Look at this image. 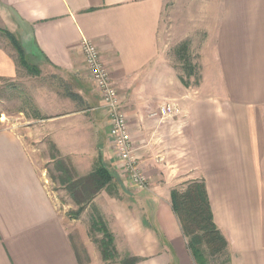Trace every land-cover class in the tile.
<instances>
[{
  "label": "crops",
  "instance_id": "crops-1",
  "mask_svg": "<svg viewBox=\"0 0 264 264\" xmlns=\"http://www.w3.org/2000/svg\"><path fill=\"white\" fill-rule=\"evenodd\" d=\"M0 26L40 57V67L59 75L67 87L62 98L46 96L57 102L55 106L40 103L41 91L32 96L42 115L46 111L43 116L60 124L45 133L57 150L69 155L75 171L83 165L68 146L90 145L85 122L74 128L70 119L85 109L63 108L73 99L85 106L93 92L101 101L81 39L96 45L118 96L131 101L132 109L140 86L155 85L161 93L185 92L180 100L185 115L180 120L169 119L163 126L135 115L142 135L140 153L155 140L163 139L164 148L180 147V167L188 165L194 178L205 182L212 218L228 242L230 264H264V0H0ZM200 33L204 38L198 86L193 92L184 88L171 69L168 76L171 72L174 79L166 82V40L178 42ZM16 59L14 51L0 47V78L16 79ZM88 83L91 92L84 88ZM24 133L14 125L0 128V264H108L86 231L56 210L47 179L38 173L35 149ZM63 139H68L67 146ZM95 144V163L81 173L96 167L98 154L106 164L104 145ZM169 192L163 203L148 200L139 207L115 204L110 195L103 198L108 205L102 204L97 199L103 196H94L113 236L115 258L120 245L128 252L120 264L131 257L138 258L134 264H194ZM74 243L83 246L87 262Z\"/></svg>",
  "mask_w": 264,
  "mask_h": 264
},
{
  "label": "rangeland",
  "instance_id": "rangeland-1",
  "mask_svg": "<svg viewBox=\"0 0 264 264\" xmlns=\"http://www.w3.org/2000/svg\"><path fill=\"white\" fill-rule=\"evenodd\" d=\"M5 30L6 28L0 26V47H4L6 49L14 51V54L16 56L17 53L12 47L11 43H9L10 41L4 33ZM15 38L23 50L26 63L32 65L35 70L27 69L24 66L18 65V75L16 79L0 78V128L14 125L16 127V130L20 132L24 131V134H28L29 137L27 138L31 140V147L35 149V160H37L38 163V173H40L42 178L47 179L45 185L47 190L53 196L56 210L59 212V214H65L68 219L67 222H72L73 225L78 226L80 230H83L84 232L86 231V236H88L91 242L95 246H97V243L94 240L99 239L101 235H99L100 233L98 232H92L90 230L89 222L91 207H86L80 214L76 215V209L78 208V205L74 203L72 198L69 196L65 186L62 185L61 181L59 180V177L64 176V174L59 173L56 169L57 167L54 165V161L55 159H57V157H61L58 159L72 160L69 155L63 154L59 150L56 153V151L50 147V145L54 143L53 138L50 136V134L45 133L46 131L49 132L52 129L55 131V128L59 127L60 124H55L53 123L54 121H52L51 118L49 119L46 116H43L44 114H46V111L43 112V115L42 112L39 111L40 115L43 116L42 119L36 118L33 115V111L30 109V107L26 108L23 99L30 98L35 104L32 93L41 91L39 93H41L42 96L41 98L38 97L40 103L47 105V107L50 104H54L55 106L57 102H54L52 100L47 101L46 96L50 97V95L55 94L59 98H62L66 95L68 89L61 83L62 80L59 75L53 76L45 69H42L40 67V57L33 54L31 55L28 48L22 44L19 38ZM203 38L204 36L202 35V33H200L197 36H194L192 38H184L178 42H175V39L172 37H169L166 40V82L174 79V75H180L185 80H189L190 86L188 87L190 89L187 88L189 89V91L197 87V85H194V82L196 81V75L190 78L186 75L187 71L185 69V63L182 59L179 58V56H177L175 48L177 47V45H179V43L187 41L189 44V61L195 64H199V47ZM170 69L174 73V75L170 72V76H168V72ZM201 73L202 69L198 71V74L202 76ZM84 88L87 90V92H89L90 90L92 91V87H90V84H85ZM157 88V86L150 84H148V86H140L139 89H137L138 91L133 94V101H136V105L134 104L133 109L131 108L133 107L131 101H125L123 99H120V97L118 96L120 101L119 104L122 106V111L125 113L128 122L129 132L133 144V153L134 156H136V163L138 165L137 168L140 169V171L146 178V186L142 189L136 188L132 186L130 182H128L129 179L127 173L125 172V169L122 168L121 163L116 156L117 151L114 147V144L112 143L113 140L111 139L112 144H110V141L107 139L108 137H106L105 129L107 128L106 124L108 123L107 115L105 110L101 107V101L99 104L97 98L98 96L94 94L95 92L91 93L90 95L92 101L85 104V106L83 104H80L77 100L73 99L72 102L68 103V106H65L63 108L67 109L68 107L69 109L75 106L77 108L85 109V112H81L76 115V117H72L70 119L73 121L74 128L77 127V124L81 125V121H84L86 128L85 131H88L85 133V138L89 141V148H77V146L75 145L76 143L74 142L72 146L70 145L71 147L68 146V151L73 152L75 154V157L80 160L83 165L80 171L76 170L78 175H86L87 172L81 173V171L88 169L91 170V168L93 167L95 163V158L93 157L94 152L98 151L97 145L95 143L100 141L101 144L104 145L103 149L105 151V154L107 155L106 157H108L106 164L109 167V170H111V172L114 174V179L107 187L108 189H103L98 194H96V197L103 196L97 199L100 200L102 204L106 203L108 205V200L103 202V198H107L108 195L113 197L112 199L114 200L113 202L115 204H120L123 206L133 207L137 205V207H139L141 204L144 205L145 203H147L148 200H150L152 204H155L157 202L159 203V201L163 203L162 201L164 198H166L167 192L172 188H180L187 181L200 179L194 178L196 173L193 169L189 168L188 165L180 167V147L170 145L164 148L163 146L165 145V142L163 141V139L159 142L155 140L156 142L154 141L150 144L153 145L152 147L144 150V153H140L142 150L140 146L142 144V135H139L140 129H138L139 126L136 122L135 115H144L152 124H155L156 120H158V122L161 124L169 119L180 120L181 118H184L183 116L185 115L184 107L180 103V100L184 96L185 92H180L181 96L179 97L180 93L177 89H172L171 92L161 93ZM193 91L194 90H192V92ZM162 95H168V97L166 96L165 98H161L163 97ZM144 97H146L147 99H143ZM165 102L176 103L180 109L178 115L173 118L161 116L158 113V107ZM35 107L37 108L36 104ZM138 107H141L142 109H137ZM50 109H52V107H50ZM92 124H94L95 128H89L88 125ZM166 124L167 123L163 124V126ZM56 133H58V131H56ZM57 135H59V133ZM66 140L63 139V145L65 146H67L66 144H68V141ZM51 157H54L55 159L53 158L54 160H52L50 159ZM100 193H102L103 195H100ZM92 203L95 204L94 199ZM118 248H120V254L118 253V257L115 259H109L110 262L108 264H120L119 260L127 256L126 254L128 252H125L122 245H120ZM74 249L77 251L81 260L83 262H87L88 257L83 246L78 243H74ZM220 261L221 259H218V261L211 260L210 264H218L220 263Z\"/></svg>",
  "mask_w": 264,
  "mask_h": 264
},
{
  "label": "trees",
  "instance_id": "trees-1",
  "mask_svg": "<svg viewBox=\"0 0 264 264\" xmlns=\"http://www.w3.org/2000/svg\"><path fill=\"white\" fill-rule=\"evenodd\" d=\"M6 37L9 39L12 47L17 53V64L26 67L27 69H34L32 65L26 63L23 50L16 40L15 36L8 30L4 31ZM189 44L183 41L177 45L176 54L185 63L186 75L190 78L196 75L194 85L199 84L201 75L198 71L201 69L199 64H195L188 56ZM198 70V71H197ZM179 81L185 87L190 86L189 80H185L180 75H177ZM25 106L30 107L33 115L36 118H43L39 110L30 98H23ZM50 147L58 152L55 146ZM51 157L50 159H53ZM54 161L59 173L64 176L59 177L62 185L65 186L69 196L75 204L78 205L76 215L80 214L86 207H91L90 215V230L92 232L100 233L101 237L94 240L98 249H100L101 256L104 261L114 259L117 254L114 248L113 236L107 229L97 207L92 204V200L96 193L102 188L109 185L113 179L114 174L108 170L100 154L97 156L96 167L86 175L80 176L75 171L69 159H58ZM206 185L203 179H193L187 181L180 188H172L170 190V206L176 215L179 224L180 232L186 239L187 249L194 261V264H210L212 261H220L218 264H230L228 255V242L219 228L216 226L212 214L211 206L209 205V198L206 192ZM138 258L131 257L121 260V264H134Z\"/></svg>",
  "mask_w": 264,
  "mask_h": 264
},
{
  "label": "built area",
  "instance_id": "built-area-1",
  "mask_svg": "<svg viewBox=\"0 0 264 264\" xmlns=\"http://www.w3.org/2000/svg\"><path fill=\"white\" fill-rule=\"evenodd\" d=\"M82 53L85 57L86 66L89 69L91 79L98 89L101 98V107L105 110L108 120V134L113 140L117 151V158L127 173L130 184L142 189L146 186V178L136 163L133 153V144L129 132L128 122L119 97L113 87L108 71L103 66L96 45L85 38L81 39ZM180 112L176 103L165 102L158 107L161 116L173 118Z\"/></svg>",
  "mask_w": 264,
  "mask_h": 264
}]
</instances>
